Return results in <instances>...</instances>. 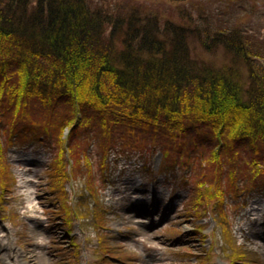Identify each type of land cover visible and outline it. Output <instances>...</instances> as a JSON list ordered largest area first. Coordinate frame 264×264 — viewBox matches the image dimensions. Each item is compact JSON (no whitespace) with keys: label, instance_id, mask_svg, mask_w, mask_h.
Here are the masks:
<instances>
[{"label":"trees","instance_id":"obj_1","mask_svg":"<svg viewBox=\"0 0 264 264\" xmlns=\"http://www.w3.org/2000/svg\"><path fill=\"white\" fill-rule=\"evenodd\" d=\"M129 1L0 0V169L14 141L51 135L66 224L65 184L91 180L90 155L159 151L161 168L190 167L196 213L264 188V62L247 33ZM191 40L227 62L195 57Z\"/></svg>","mask_w":264,"mask_h":264},{"label":"rangeland","instance_id":"obj_2","mask_svg":"<svg viewBox=\"0 0 264 264\" xmlns=\"http://www.w3.org/2000/svg\"><path fill=\"white\" fill-rule=\"evenodd\" d=\"M129 2L173 22L184 15L201 28L238 26L264 62V0ZM191 49L216 65L227 62L224 48L209 53L191 40ZM49 137L14 141L0 169L8 184L0 185V264H264V188L196 213L191 168H161L159 151H112L104 162L89 154L91 180L82 170L65 184L76 209L66 224L46 176Z\"/></svg>","mask_w":264,"mask_h":264}]
</instances>
